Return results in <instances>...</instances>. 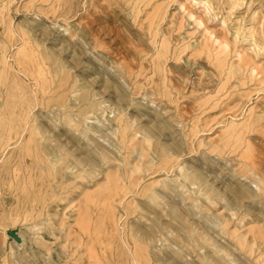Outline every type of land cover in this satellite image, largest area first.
<instances>
[{"label": "rangeland", "instance_id": "obj_1", "mask_svg": "<svg viewBox=\"0 0 264 264\" xmlns=\"http://www.w3.org/2000/svg\"><path fill=\"white\" fill-rule=\"evenodd\" d=\"M41 263L264 264V0H0V264Z\"/></svg>", "mask_w": 264, "mask_h": 264}, {"label": "bare ground", "instance_id": "obj_2", "mask_svg": "<svg viewBox=\"0 0 264 264\" xmlns=\"http://www.w3.org/2000/svg\"><path fill=\"white\" fill-rule=\"evenodd\" d=\"M66 31V30H65ZM52 64V63H51ZM56 63H53V67L55 66ZM56 71V70H54ZM57 72V71H56ZM54 74V72H53ZM77 118V117H76ZM79 120V119H77ZM68 125H70L71 123L68 122ZM59 148H56V150H58ZM42 151L44 153H50L48 152V149L46 147L42 148ZM57 159H48L49 165L52 167V171H51V176L54 177V180L59 182V181H65L66 179L70 178V179H74L76 177H85V173L88 172V170H90V166H84L85 164H83V166L81 168L77 167L76 165L73 164V162L69 163V160H66L64 157H62L61 155H56ZM89 165V164H88ZM43 170V169H42ZM63 170V174L62 177L59 178V173ZM244 189V188H242ZM239 192V191H238ZM185 194V193H184ZM46 216V215H45ZM179 219L181 220V222L184 224V213L183 211L179 210ZM41 221V220H40ZM46 221V220H45ZM44 221V222H45ZM43 222V221H42ZM47 222V221H46ZM39 224V222H38ZM182 224V226H183ZM52 225V224H51ZM50 225V226H51ZM43 227V226H42ZM185 227L183 226L182 229H184ZM46 229V228H45ZM35 234V233H34ZM30 250V249H29ZM39 255V254H38ZM40 257V256H39ZM42 264V263H41ZM55 264V263H53ZM84 264V263H81ZM137 264V263H136Z\"/></svg>", "mask_w": 264, "mask_h": 264}]
</instances>
